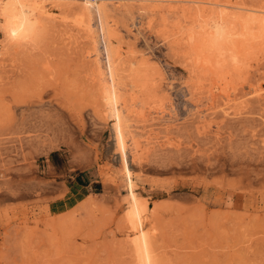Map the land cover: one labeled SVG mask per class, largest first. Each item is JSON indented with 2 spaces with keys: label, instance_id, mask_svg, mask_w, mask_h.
<instances>
[{
  "label": "rangeland",
  "instance_id": "obj_1",
  "mask_svg": "<svg viewBox=\"0 0 264 264\" xmlns=\"http://www.w3.org/2000/svg\"><path fill=\"white\" fill-rule=\"evenodd\" d=\"M189 1L156 3L159 7L153 15L140 10L142 6L153 10V3H109L123 5L108 13L113 44L121 46L122 61L127 64L131 55L146 61L137 71L145 77L138 85L146 86L134 94L122 92V98L132 111L135 138L142 142L132 171L149 208L146 228L154 229L156 264H264V38L250 45L253 49L240 65L227 63L231 66V72L223 71L227 84L221 79L219 83L222 73L215 76L219 72L208 76V71L197 68L192 74L195 50L182 41V33L200 19ZM218 2L264 10V0ZM49 3L48 7L54 6ZM80 4L54 10L34 44L1 57L0 264L136 263L132 234L124 220L126 191L106 150L112 123L93 58L86 55L91 46L79 23L86 21L78 10ZM90 23L95 25V20ZM257 30L254 27L252 33ZM123 71L120 77L127 84L129 71ZM185 83L200 84L199 90L192 85L194 97ZM213 109L218 113L213 114ZM235 109L241 111L238 116L224 117ZM196 110L201 111L199 119L193 114ZM204 121L210 138L198 133ZM169 122L172 130L166 135ZM42 133L46 134L42 137ZM18 136L27 137L26 141ZM146 136H151V143ZM26 164L30 170L22 171Z\"/></svg>",
  "mask_w": 264,
  "mask_h": 264
},
{
  "label": "bare ground",
  "instance_id": "obj_2",
  "mask_svg": "<svg viewBox=\"0 0 264 264\" xmlns=\"http://www.w3.org/2000/svg\"><path fill=\"white\" fill-rule=\"evenodd\" d=\"M111 1H116L117 3L121 2V0H0V35H1V38H0V61L2 59L1 57L3 55H6V53L9 50L17 49V48H20V47L25 46V45L31 46L32 44H34L38 40L37 38L39 37V33L41 31L40 29L44 25L43 22L45 20L47 22V19H50V18H52V15H55L54 10H61V8L64 6H66V7L72 6L75 2L81 3L80 5H77V7L79 6L78 10L80 9L79 12H81V14H82L81 16L84 17L86 21L82 20L79 23H80V25L83 26V30L85 33L84 35H86V38H88V44L91 46V51L87 52L86 55L88 57L93 58L92 62L94 65L93 67L95 68L96 74H97L96 77L98 79V86H99L98 88L101 92L102 100L104 101V104H105L106 109H107L108 119H110L111 123H112L110 128H109L110 129V141L108 140L109 142H108V146H107L106 150H107V153L110 155V161H111L112 165L118 168L117 171L120 173V177L122 179V186L121 187H122V189L125 188V191H126L125 192L126 193L125 200H126V204H127V211L125 213L124 220H125L126 225H127L126 229L131 232L130 234H132L130 244H131L132 250L134 252V256L136 258V263H134V264H156V258L154 255L153 242H152V238H153L152 235H153L154 229L153 228H146V224L147 223L149 224V219H148L149 208L147 206V203L144 200H142V197H141L142 195L140 196V193H138L137 184L133 178V171H132L133 166L140 159V156H139L140 152H141V146L140 145L142 144V142L140 144V141L135 138L136 126L134 125L135 121H133V119L131 120V112L132 111L129 110V108L126 106V104H124L125 101L122 98V92L130 90L134 94V92L139 91L140 88H144L146 86V85L143 86V84H142V86L140 87L138 85V84H140L139 81L140 80L143 81L145 77H144V75H139L137 73L139 67L142 68L141 66L145 65L143 63H146V61L143 58H141L140 61H137L136 58L133 57L132 55H131V57L129 56V59H127L128 60L127 64H125V61H122L123 55L121 54L122 50L120 51L121 46L115 47V45L113 44L112 37H114V35H112L110 28H109V21H108L109 15H108V13L114 9H117V11H118V9L121 6L123 7V5L118 4L119 7H117V6L115 7L114 4L109 5V3ZM138 1L144 2V3H150V4L153 3V6H152L153 10L149 11L148 6H142L143 8L140 9L141 11H144V12L148 10V12H151V14L153 15L158 10L157 8L159 7L158 5L154 6L156 3H158V4L166 3V2H171V3L175 2L176 3L178 0H138ZM218 1L219 0L204 2L203 0H191L188 2L191 4L192 9H194V12H195L196 16L198 17V19H200V22L198 23L197 26L196 25L192 26V29L189 28L185 32L182 33V41L185 40V42H187L188 44H191L193 49L195 50V56L191 55L194 57V59H192L193 63L191 62L192 63V69L191 70L189 69L192 74L194 73V69H197V68L198 69L201 68L200 71H202V69L208 71L209 72V73L207 72L208 76L212 71H213V73L210 75H213L215 72H219L218 74L216 73V75H215V76H218L220 73H222V75H220V78H219V83H220V79H221V81H223L224 84H227L228 75H225V73H223V71L226 70L225 68H227V70L230 71L229 67H231L232 65H240V63L242 62L243 56L245 54H247L249 50L253 49V48H251L250 45L253 42L260 40V38H264V33H262V32H264V10L262 8L261 9H259V8H257V9L246 8L244 6H240V5H236V4L235 5H231V4L230 5H223V4H220V2H218ZM46 2H50L49 4L54 5V6L48 7ZM134 6H136V5H134ZM226 8H229V10H226ZM71 9H73V8H71ZM62 12H63V10H62ZM61 14L62 13H60V15ZM76 18L77 17H75V19ZM193 19H194V17H193ZM92 20H95V25L90 23ZM188 24H189V22H188ZM253 26L258 28L256 33H252V29H254ZM77 30H79V32H81V29H77ZM260 31H261V33H259ZM100 43L102 44V50L101 51H100L101 48L99 49V47H101ZM167 45H168V42H167ZM190 49H191V47H190ZM102 55H103V58H101ZM228 62H229V64H231V66H229V64H227ZM226 64L228 66H226ZM146 66H147V64H146ZM125 68H126V71H129L126 78H129V77L131 78L127 84H125L123 82L124 79H122V77H120L121 72L123 73V75L125 74L123 71ZM146 69H147V67H146ZM140 70H142V69H140ZM147 72H148V70H147ZM142 73H144V72H142ZM189 73H188V76L192 77V75H189ZM196 73H198V72H196ZM226 74H228V72ZM199 76H200L199 78H202L201 77L202 75H199ZM123 78H124V76H123ZM196 78H197V76H196ZM216 78L217 77H215L214 79L216 80ZM160 80H158V81L160 82ZM215 80H213V81L215 82ZM229 80H230V78H229ZM147 81L148 80H146V83H147ZM192 81H194V78L192 79ZM198 82H200V81H198ZM148 83H150V82H148ZM161 83L162 82H160L159 85ZM163 83H165V82H163ZM188 83H189V80H188ZM185 84H187V83H185ZM218 84H216V85H218ZM192 85L191 86L188 85L189 87L187 86V88H188L189 92L191 93L189 95L193 94V97H194L195 91H192L194 88V87H192ZM150 86L151 85H149V87ZM193 86H196V89L198 88V90L200 89L199 88L200 84H197V85L194 84ZM215 86H214V88H216ZM156 87L158 89L159 86H156ZM160 87H161V85H160ZM211 87H210V89H211ZM218 87H220V84ZM154 88H155V86H154ZM163 88H164V86H163ZM151 89L155 90L153 88H151ZM159 89L161 90V88H159ZM162 90H165V89H162ZM208 90L209 89H207L205 91H208ZM211 90H209L210 96H213V95H211ZM159 91H157V92H159ZM198 92L199 91H197V95H198ZM188 93H187V95H188ZM143 96H145V94ZM151 96H153V95H151ZM167 97L168 96H166V98ZM215 98H216V96H215ZM150 99H152V98H150ZM211 99H212V97H211ZM212 100L214 101V99H212ZM141 101H143V100H141ZM160 102H161V100H160ZM196 103H197V101H196ZM210 105H214V104L210 103ZM211 108H216V107L214 106ZM217 109H218V106H217ZM213 111H214L213 114L218 113V111L216 112V110H214V109H213ZM239 112H241V111L235 109V110H233L232 114H224L225 115L224 117H227V116L228 117H236L240 114ZM46 113L49 114V115L47 114V116H50L49 112H46ZM193 114L196 116V118L198 117V119H199V117L201 116V111L196 110ZM210 114H212V113H210ZM40 117H42V116H40ZM40 117H37V118H40ZM139 117H141V116H139ZM206 117H207V115L205 114V118ZM210 117L211 116H209L208 118H210ZM54 118H53V120H54ZM196 118H195V120H196ZM208 118L206 120H208ZM212 118H210V119H212ZM44 119H46V118H44ZM159 119H160V117H159ZM51 120H50V123H52ZM44 121H43V123H44ZM55 121H58V120L56 119ZM37 122H39V120ZM40 122H41V124H43L42 120ZM61 122H62V120H61ZM210 122L212 123V121H210ZM53 123H55V122L53 121ZM171 123L172 122H169V124H167L166 130H165L166 135H167V133H170V131L172 130ZM187 123H189V122H187ZM45 124H46V126L48 125L47 122ZM62 124H63V122H62ZM65 124H63V125H65ZM53 125H55V124H53ZM58 125H59V122H58ZM67 125H69V124H67ZM182 125H184V124L182 123L181 126ZM195 125H197V124H195ZM207 125H208L207 121L200 122L199 126H200V130H202V131L198 132V133L207 135L209 133V131H208L209 125L208 126ZM56 126H55V128H56ZM178 126H179V124H178ZM197 126H195L193 128L195 129ZM199 126H198V128H199ZM37 127H39V126H37ZM40 127H39V129H40ZM48 127H49V125H48ZM159 127H160V125H159ZM53 128H52V130H53ZM59 128H60V126H59ZM35 129L37 130L36 127H35ZM39 129H38V131H39ZM44 129H46V128H44ZM64 130L65 129H63L61 131H64ZM161 130H162V128H161ZM40 131L43 132L44 130L40 129ZM61 131H60V134H61ZM162 131L164 132V130H162ZM197 131H196V133H197ZM30 133H31V131H30ZM35 133H36V131H35ZM67 133H66V137H67ZM136 133H138V132H136ZM214 133H216V132H214ZM43 134H46V133H42L41 134L42 137L44 136ZM48 134H49V129H48ZM50 134L52 135V133H50ZM53 134H54V131H53ZM60 134H58V135H60ZM70 134L71 133H69V136H70ZM148 134H149V132H148ZM144 135H146V134H144ZM64 136H65V134H64ZM208 136L209 135H207V138H208ZM22 137L23 136H21V138ZM39 137H40V135H39ZM60 137L62 138L63 136H59V138ZM66 137H64V139ZM70 137H72V135ZM146 137H147V141L150 140V143H151V140H152L151 136H149V137L146 136ZM18 138H20V136H18ZM26 138L27 137L24 138L25 140L23 138L22 139L24 141H26ZM29 138H31V137H29ZM209 138H210V136H209ZM32 139H34V138H32ZM49 139L51 142L52 141L51 138H49ZM153 140H155V139H153ZM34 141H36V140H34ZM15 142H17V141H15ZM50 142L48 145H50ZM155 142H157V141H155ZM27 143H25V144L27 145ZM157 143H159V142H157ZM52 144H54V143H52ZM77 144H78V142H77ZM166 144H168V143L166 142ZM172 144H174V143H172ZM69 145L71 146V144H69ZM73 145H76V144H73ZM145 145L146 144H144V146ZM150 145H152V144H150ZM150 145H149V147H150ZM169 145H170V143H169ZM156 146H158V145H156ZM73 147H76V146H73ZM78 148H80V147H78ZM71 150H72V148H71ZM74 150H76V149H73V151ZM156 150L157 149H155V151ZM172 150H173V148H172ZM78 151H80V150L78 149ZM79 156H80V154H79ZM81 156H83V155H81ZM13 163H15V162H13ZM17 163H19L18 164V166H19L20 161H18ZM13 165H15V164H13ZM18 166H17L16 171H18V169H19ZM21 166H23V164H21ZM27 166L28 165L26 164L25 167H27ZM7 167H5V168H7ZM15 167H16V165H15ZM31 167H29V168H31ZM2 168H4V167H2ZM20 168H22V167H20ZM23 168H22V171H25V170L27 171V169H28V167L24 170H23ZM136 168H138V166ZM9 169L11 170L12 168H9ZM29 170L30 169H28V171ZM8 171L6 170L3 172L7 173ZM13 171L12 172L10 171L11 174L13 173ZM9 174L10 173H8L7 176H9ZM7 176H5V177H7ZM16 179H17V177H16ZM16 179H14V181ZM21 179H23V178L21 177ZM4 181L5 180H1V182H4ZM33 183H35V182H33ZM6 185H8V183ZM6 185H4V186H6ZM17 185H19V184H16V186ZM30 185H32V184L30 183ZM30 185H29V187H30ZM16 186H15V188H16ZM24 186H26V185H24ZM20 187L21 186H19L18 188L21 190ZM18 188H17V190H18ZM11 190H15V189H11ZM0 192H1V190H0ZM5 192H8V191H5ZM11 192H13V191H11ZM16 192L14 194H16ZM19 193H20V191L18 190V195H19ZM2 194H5L4 191L1 193V195ZM10 194H12V193H10ZM14 194H12V195L14 196ZM134 261L135 260H133V262Z\"/></svg>",
  "mask_w": 264,
  "mask_h": 264
}]
</instances>
